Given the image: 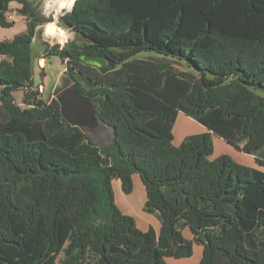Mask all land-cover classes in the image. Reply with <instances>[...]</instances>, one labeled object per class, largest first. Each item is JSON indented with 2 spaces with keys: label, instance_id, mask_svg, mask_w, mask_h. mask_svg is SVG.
<instances>
[{
  "label": "trees",
  "instance_id": "obj_1",
  "mask_svg": "<svg viewBox=\"0 0 264 264\" xmlns=\"http://www.w3.org/2000/svg\"><path fill=\"white\" fill-rule=\"evenodd\" d=\"M14 1L27 29L0 41V264H168L195 243L200 264H264V0H76L58 26L87 40L43 51L99 105L105 145L35 86L53 20L34 0H0V26ZM180 113L207 132L176 146ZM213 135L261 169L211 159ZM134 175L159 236L116 204L114 182L129 195Z\"/></svg>",
  "mask_w": 264,
  "mask_h": 264
},
{
  "label": "rangeland",
  "instance_id": "obj_2",
  "mask_svg": "<svg viewBox=\"0 0 264 264\" xmlns=\"http://www.w3.org/2000/svg\"><path fill=\"white\" fill-rule=\"evenodd\" d=\"M34 1L37 3L41 14L46 18L53 20L52 22L43 26L42 29H40L42 30V33L40 35V39H37L34 45L35 57L33 61L34 84L35 86H40V92L42 91L41 92L42 97L48 101L53 98L56 99L55 98L56 91L63 87L62 86L63 79L64 77H66V71H65L66 64L63 63L58 57L50 56L48 55V53L44 52L43 51L45 48L44 44H49L50 46L59 44L60 46H64L67 43V41L74 40L75 33L67 32L58 26V21L60 20L61 16H63L67 12H70L73 6L71 8L68 6H63L59 8V6L55 4L56 0H34ZM20 7L21 6L18 2L16 1L12 2L10 4V11L8 12V14L12 10H19ZM11 22H14V25L11 28H5L0 26V41L12 40L18 34L23 33L27 29V20L23 18V16H20L19 14H17L15 20ZM49 25L55 26L56 33H53L54 35L49 33V29H48ZM57 29H60L62 31V34L60 32H57ZM145 55L148 54L143 53L141 56H145ZM149 55L158 56V54L154 52L149 53ZM2 58L3 57L0 56V61L2 60ZM70 87L72 88L71 83H70ZM23 94H24L23 91L17 93L16 101L19 104H21L22 107H25V105H23ZM98 124L99 125L94 127L93 129L87 128L86 131L90 134L92 140L95 143L99 145L108 144L112 138V131L102 122H98ZM215 139L213 138V141L216 142ZM214 146H216L214 148V154H213L214 156L215 153H219L223 151V148L219 145L218 142H216ZM231 148H233L232 145ZM214 156H212V158ZM136 177L140 178L137 179L138 184L134 186L133 192L130 195H125V196H131L130 198L133 204L135 203L136 205H138V207L139 205L140 207L142 206L144 207L148 200L147 189L141 177L140 176H136ZM115 183L120 184L121 181L117 180L115 181ZM139 185H141V187H139ZM115 198H116L117 206L121 209L123 207L124 201L121 199V195L119 194V192H115ZM143 214L150 215L151 218L155 220L153 214L145 213L144 210L141 211V213H136L132 215V217L135 219L137 223V226L140 229H141L140 224H142L143 220H145L144 217L141 216ZM202 257L203 254L201 252V247L197 246L196 252L194 250L193 255L191 257H188L190 259H185L180 261L168 260L167 262L168 264H200Z\"/></svg>",
  "mask_w": 264,
  "mask_h": 264
},
{
  "label": "crops",
  "instance_id": "obj_3",
  "mask_svg": "<svg viewBox=\"0 0 264 264\" xmlns=\"http://www.w3.org/2000/svg\"><path fill=\"white\" fill-rule=\"evenodd\" d=\"M65 71H66V69H65ZM206 132H207V128L205 126L196 122L194 119L186 116L185 114L180 113L177 117V121H176L175 128H174V136H175L174 144L176 146H180L187 137L192 136V135L203 134ZM213 138L214 139L216 138L215 139L216 142H218L219 145L223 148V151H221L219 153H215V156L213 155L214 157L217 158V157L222 156V155H229L239 164H242V165H245L248 167H252V168L261 169L259 167V165L257 164L255 156L245 154L244 152H241L240 150H238L234 146H232L233 148H231V145L228 144L221 137L213 135ZM216 142L214 141V144ZM214 157L211 159H215ZM136 176H139V175H134V177H133L134 186H136L138 184L137 179H140L139 177H136ZM139 187H141V185H139ZM114 191L119 192V194L121 195V199L124 201L123 207L121 209H122V212L125 213L126 215L132 216L136 213H141V211L144 210L143 206L140 207V205H139V207H138V205H136L135 203L133 204L131 202V198H130L131 196H125L127 194L123 193L121 183L116 184L114 182ZM141 216L144 217V219H145V220H143V223L140 224L141 229L146 232L152 228L155 231V234L157 236H159L160 231H161V223H160L159 219L157 218V216L153 215L155 217V220L153 218H151L150 215L143 214ZM184 235L189 240H192L194 238L193 234L191 233V231L188 228L184 230ZM197 246L201 247V252L203 254V246L201 244H197V243L194 244L195 252H196ZM185 259H190V258H181V259L167 258V261L168 260L180 261V260H185Z\"/></svg>",
  "mask_w": 264,
  "mask_h": 264
},
{
  "label": "water",
  "instance_id": "obj_4",
  "mask_svg": "<svg viewBox=\"0 0 264 264\" xmlns=\"http://www.w3.org/2000/svg\"><path fill=\"white\" fill-rule=\"evenodd\" d=\"M74 39L80 41L87 40L80 32L75 33ZM86 59L103 63V60L96 57H87ZM56 100H58L61 105L63 117L72 126H77L86 130L87 128L93 129L98 124L99 120L96 118L95 112L99 105L91 98L82 95L76 87L67 89L62 95H59Z\"/></svg>",
  "mask_w": 264,
  "mask_h": 264
},
{
  "label": "bare ground",
  "instance_id": "obj_5",
  "mask_svg": "<svg viewBox=\"0 0 264 264\" xmlns=\"http://www.w3.org/2000/svg\"><path fill=\"white\" fill-rule=\"evenodd\" d=\"M75 0H56L55 4L59 6V8L63 6L72 7ZM49 33L53 34L56 33L55 26H48ZM57 32H60L62 34V31L60 29H57ZM54 35V34H53ZM59 37V36H58Z\"/></svg>",
  "mask_w": 264,
  "mask_h": 264
},
{
  "label": "flooded vegetation",
  "instance_id": "obj_6",
  "mask_svg": "<svg viewBox=\"0 0 264 264\" xmlns=\"http://www.w3.org/2000/svg\"><path fill=\"white\" fill-rule=\"evenodd\" d=\"M92 67H95V66H92ZM80 69H82V68H80ZM70 83L72 84V88L70 87ZM62 86H63L62 88H60L59 90L56 91L55 98H57L59 95H62L63 92L66 91L67 89H69V88L73 89L76 87V85L73 84L71 77H69L68 75L66 77H64ZM98 125L99 124H97L96 126H98Z\"/></svg>",
  "mask_w": 264,
  "mask_h": 264
},
{
  "label": "built area",
  "instance_id": "obj_7",
  "mask_svg": "<svg viewBox=\"0 0 264 264\" xmlns=\"http://www.w3.org/2000/svg\"><path fill=\"white\" fill-rule=\"evenodd\" d=\"M17 14H19V13L16 10H14L13 12H10L8 14V20L9 21H14Z\"/></svg>",
  "mask_w": 264,
  "mask_h": 264
},
{
  "label": "clouds",
  "instance_id": "obj_8",
  "mask_svg": "<svg viewBox=\"0 0 264 264\" xmlns=\"http://www.w3.org/2000/svg\"><path fill=\"white\" fill-rule=\"evenodd\" d=\"M14 10H12L11 12H13ZM18 13H19V11L18 10H16ZM20 15V14H19ZM39 65H40V63H39ZM44 68V67H43ZM42 92V91H41ZM54 99V98H53ZM100 122V121H99Z\"/></svg>",
  "mask_w": 264,
  "mask_h": 264
}]
</instances>
